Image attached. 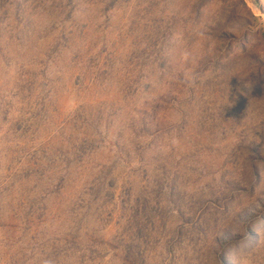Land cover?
I'll return each mask as SVG.
<instances>
[{
	"label": "rangeland",
	"instance_id": "1",
	"mask_svg": "<svg viewBox=\"0 0 264 264\" xmlns=\"http://www.w3.org/2000/svg\"><path fill=\"white\" fill-rule=\"evenodd\" d=\"M196 25L214 51L169 85ZM246 253L264 264V0H0V264Z\"/></svg>",
	"mask_w": 264,
	"mask_h": 264
},
{
	"label": "clouds",
	"instance_id": "2",
	"mask_svg": "<svg viewBox=\"0 0 264 264\" xmlns=\"http://www.w3.org/2000/svg\"><path fill=\"white\" fill-rule=\"evenodd\" d=\"M192 37L191 46L188 45L186 32L183 28L172 31L168 38L169 50L174 56L172 66H165L161 71L165 73V79L169 85L183 83L186 87H195L201 79L199 63L206 55L212 54L215 48L214 41L207 29L202 25H196L190 30ZM179 144L178 138L165 133L160 138L157 148L162 154L167 153ZM43 264H53L51 260H44ZM230 264H260L255 255L240 254L230 258Z\"/></svg>",
	"mask_w": 264,
	"mask_h": 264
}]
</instances>
